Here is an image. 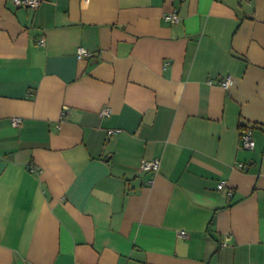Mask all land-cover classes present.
Returning <instances> with one entry per match:
<instances>
[{"label": "crops", "instance_id": "obj_1", "mask_svg": "<svg viewBox=\"0 0 264 264\" xmlns=\"http://www.w3.org/2000/svg\"><path fill=\"white\" fill-rule=\"evenodd\" d=\"M0 264H264V0H0Z\"/></svg>", "mask_w": 264, "mask_h": 264}, {"label": "built area", "instance_id": "obj_2", "mask_svg": "<svg viewBox=\"0 0 264 264\" xmlns=\"http://www.w3.org/2000/svg\"><path fill=\"white\" fill-rule=\"evenodd\" d=\"M13 4L17 5V6H24L27 8H36L41 4V0H12ZM165 20L171 23H179L181 21L180 16L177 13H171V14H167L165 15ZM45 43V39H41L40 40V44H44ZM90 53L87 49L85 48H80L78 51V57L79 59H84L85 57L89 56ZM232 78L228 77L226 78L223 82L222 85L225 88H229V86L232 83ZM102 116H109L111 115V109L110 108H104L102 111ZM21 121V118H14V124L18 125ZM121 130L120 129H113L109 131V135H115L120 133ZM241 142H242V147L246 150H254L256 147V141L254 138V132L253 129H247L245 130L242 135H241ZM160 164L161 161L156 159V160H152V161H143L142 162V169L145 171H157L160 168ZM34 169V168H33ZM219 189L220 190H226L227 186L226 183H221L219 184ZM229 196H233V192L232 190L228 191ZM181 234L183 236L186 235V232H181Z\"/></svg>", "mask_w": 264, "mask_h": 264}]
</instances>
